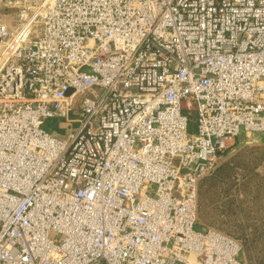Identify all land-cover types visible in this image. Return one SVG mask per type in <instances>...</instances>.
Here are the masks:
<instances>
[{
    "label": "built area",
    "instance_id": "built-area-1",
    "mask_svg": "<svg viewBox=\"0 0 264 264\" xmlns=\"http://www.w3.org/2000/svg\"><path fill=\"white\" fill-rule=\"evenodd\" d=\"M254 134L264 0H0V264H246L195 226Z\"/></svg>",
    "mask_w": 264,
    "mask_h": 264
},
{
    "label": "rangeland",
    "instance_id": "rangeland-1",
    "mask_svg": "<svg viewBox=\"0 0 264 264\" xmlns=\"http://www.w3.org/2000/svg\"><path fill=\"white\" fill-rule=\"evenodd\" d=\"M79 98L74 99L75 108ZM56 122L46 121L42 127L65 137V130ZM218 168L214 176L198 185L200 224L195 228H213L233 237L246 264H264V134L235 140Z\"/></svg>",
    "mask_w": 264,
    "mask_h": 264
},
{
    "label": "trees",
    "instance_id": "trees-1",
    "mask_svg": "<svg viewBox=\"0 0 264 264\" xmlns=\"http://www.w3.org/2000/svg\"><path fill=\"white\" fill-rule=\"evenodd\" d=\"M188 130H189V132H194L195 130H196V128H195V123H194V115H190V117H189V127H188ZM224 167V166H223ZM220 170V168H218L217 169V167H216V169L209 175V176H206V177H204L203 179H207L208 177H210V176H214V174L217 172V171H219ZM204 182L206 181V180H203ZM201 182V181H200ZM199 182V183H200ZM201 186H202V184H201ZM199 187V186H198ZM197 197H198V194H197Z\"/></svg>",
    "mask_w": 264,
    "mask_h": 264
}]
</instances>
